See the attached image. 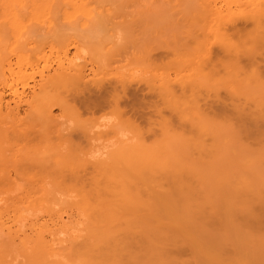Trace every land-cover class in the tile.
<instances>
[{
    "label": "rangeland",
    "instance_id": "1",
    "mask_svg": "<svg viewBox=\"0 0 264 264\" xmlns=\"http://www.w3.org/2000/svg\"><path fill=\"white\" fill-rule=\"evenodd\" d=\"M81 2L86 4L83 5L81 3L82 6H85L83 7L84 11L89 13V16L87 15L82 17L77 13L74 15V17L69 18L70 22L67 21L69 23L68 24L65 20H63L65 19L64 16L66 13V8H63V13L61 10H59V8H55L52 10V12H49L50 14L48 13V15H46L48 18L45 17L44 20L47 19L48 22H52L54 25H60L61 27L62 25L64 27L65 24V28H67L69 25L67 30L62 27V30L58 29L57 33V29H55L56 25L55 27L53 26V29L50 33H48L47 36L50 37L48 39L50 42H48L47 39H44L46 36L44 37L43 35L41 37L43 38L42 40H40V38L37 40V37L40 36L39 34L41 33H37L38 36H35L36 34H34L33 38L32 36L29 38V44L30 40L32 44L28 45L29 47L26 48V52L31 49L27 52L28 54L26 53V56L31 57L32 62L43 54V57L48 59V61L51 62V65L54 67L53 69H55V63L57 60L55 58H57V55H59L58 53L61 52L63 48L67 47L66 49H68L69 58L77 55L74 63L76 62L77 65L80 64L81 66H84L86 76L85 82H89H87L88 85L86 84V89L70 86L67 89L68 92H66L67 90L64 89L65 92H63V90L62 93H55L54 96H59V101L60 99L62 102L66 101L65 104L67 103V111H64V109H66L65 107L63 109V107H60L58 104H56L58 103L56 101V103H51L52 109L49 106L51 110L52 121L49 122L50 119L48 118L43 120V117L35 118V123L38 125L36 126L33 122L32 125L35 128L30 129V133H32L34 136H37L38 134V136L41 137H35L36 139L31 138L33 139L31 141L36 142V140L40 138L39 142H31L33 144L32 145L31 143L24 141L27 143H25L26 147L24 146L22 149L24 143L21 145V147L19 146L23 141L21 142L19 140L20 143L17 141L19 145L17 147V143L13 142L14 140L12 141L10 139V142L13 144L12 145L10 142L6 143V140L4 142V140H1L0 138L1 145L4 142L3 145L6 147L4 148L0 145V152L5 153L7 158L9 157L8 154H10V157H14L11 158L12 160L10 159L11 161L15 159L14 163L17 159V161H19V159L23 158L21 155L25 156V154H31H29L30 156L28 155L29 157L26 156L28 157L26 159L28 162H16L15 164H13V162L11 163V161L9 162V158L6 160V155L4 156V154H1L2 157L0 155V178L5 177L3 178L4 182L2 179H0V200L1 198H4V200L8 198L7 200L11 202L10 203L7 200L4 201L3 199V201L0 202V204H2L0 205V212L2 214L4 213L2 216V221L6 223L7 227H12V232L16 231L15 229L17 228V225L13 224L12 220H14L15 217L18 220L19 218L17 217L23 210L24 215H20V220H23V222L20 220H18V222L20 221L22 225H26V230L29 229L28 226H30V219L31 221L38 220L39 223L46 222V220L48 221L49 217L52 216L53 210H51V208L50 212H48L46 209H49V206L47 208L44 206L45 210L43 211V205L40 204L42 202L39 203L37 200L39 201V199H43L42 196L44 194L49 195L50 191H52L51 189L54 187V184L60 183L61 185L72 186L76 183V181L79 182L81 178L82 179L80 182H82V184L87 185L91 183V180L97 177V173L94 172L95 170L92 168V166H89L87 161H85V156L88 157L87 155L92 149L91 146L94 144L91 140V134L89 135L90 132L88 134L86 133L90 130L93 131V125L96 124L102 115L115 114L119 117L120 124L123 128L130 130L133 135L135 134L134 136L138 135V137L143 138V140H145L144 142L149 147H155L162 141V131L164 132L165 129L167 131L166 133H168V136H171L175 141L172 145L171 151L173 150L177 153V155L179 154L177 157H181V160L179 159L181 162H191V165L195 164L194 166H198V168L202 167L204 173L206 171L208 175L210 172L213 173L214 171V177L218 178H216L217 180L215 179V181L217 182L220 179V183H217L220 186H216L213 183L214 179L212 180L214 177L212 176L210 179L206 176V173L201 176L202 172H199L200 175L197 173L194 177L193 175H190L189 177V175L184 174L183 176L186 178H184V180H186L188 183L187 185L189 186V189L187 188V190L184 192H188L189 194L184 193L183 196L172 194L173 196L169 197L167 194L162 195L158 191H152V197L154 200L153 202L157 205L156 206L154 204V207L160 210H156L154 208L158 214H154L155 212L152 213L149 211H145V214L143 212H140V215L138 214V219L140 218L138 222V224L140 223V228H137V231H133V245L131 243V246H129L122 254H120V258L118 259L121 261L118 260V263L120 264L123 262V264H140L143 262V264H166V262L163 263L160 260L163 258V254V259L166 261L168 260V263L170 262L169 264H216V262L217 264H264L263 252H261L262 255H260V251H264L262 249L264 248V42L261 40V43H258L259 41L255 42L257 37L256 34H259L260 30L263 29L261 28L263 24L261 25L260 30L259 28H256L264 21L260 20L262 17H259L262 16V13H259V15L256 16L253 14L249 16L248 14L245 15V12L242 10V5L247 2L246 0H81ZM207 8L209 10L211 8L212 10L216 8L214 10L222 11L223 14L221 13L220 20L209 16L207 14L208 11L206 12ZM22 13H24V11L19 14ZM1 14L0 28L2 29V25H4V23L6 24L7 22H5V15L1 17ZM28 16L29 14L26 12L21 16L23 17L22 19L24 22L30 18ZM242 16H248L246 18L249 20ZM224 17H226V21L224 20L225 23L222 24L224 22ZM251 18L252 20L254 19V21L250 20ZM255 20H260L261 22L256 24ZM219 21H221V23ZM223 25L224 27H221ZM218 27H220L221 30H219L220 28L218 29ZM255 28L259 31V33L258 31H255ZM118 30L122 31L123 33V43L121 44L116 43ZM215 30H218L220 36L223 35L224 37H222V39L220 38L219 40L222 41L223 39H229V42H231L230 44L227 40L224 41L229 45H232L230 48L232 47L233 49L228 48L230 49V52L225 46H223V41L221 42L218 40L220 42L219 43L217 40H215L217 39L215 35L218 34V32L216 33ZM224 34L227 36V38L224 36ZM32 39H34V43L32 42ZM224 45H226V43H224ZM43 57H39L40 66L43 65ZM52 73L53 72L51 71V74ZM120 77L122 80H125L123 87L116 83L118 80L121 81ZM36 80H38L37 77ZM30 85H33L32 82H30ZM36 88L35 91L38 92V88ZM31 92V90L30 92L29 90L26 91L28 96L31 95ZM3 95L4 101L8 103L12 101V98L8 92L5 91ZM12 105L13 103H10L11 107ZM21 105V108L19 109V118L25 119L24 115L27 114L28 108L26 107L25 103H22ZM196 105L198 108L195 107ZM192 106L194 107L192 108ZM192 110L194 113L196 110H198L197 113L201 112L199 115H201V119H203L204 123H206L205 126L202 122L203 130L205 128L204 132L201 130V132L197 131L198 124L196 123L198 122L197 120L200 118V116L197 120L193 119L196 117H192ZM181 115L187 116L188 118L186 119L188 121L184 120L185 117H182ZM201 119H199V121H202ZM40 121H43V123H40ZM45 121L49 122L50 124L46 123ZM63 122H66V124ZM208 126H213L214 128L217 127L215 128L217 131L215 136L218 139H216L215 142H218L219 144H215L214 139H211L213 134H211V129L209 130ZM39 130H41V132H39ZM206 130L209 131L206 132ZM2 139L4 138L2 137ZM66 139L68 141H65ZM198 141L200 144L204 145L201 146L199 144L202 148L206 147L205 149H207V153H211L210 155H202V152L197 150L198 147H196L195 143H198ZM202 141L203 143H201ZM220 146L222 151L219 148ZM11 147L13 151L11 150ZM7 148H9V150ZM16 148L18 150L19 148L20 150H24L22 152H25V154H21L19 152L20 154L18 155V153H14L18 152V150L16 151ZM6 149L9 152L8 154L6 153ZM213 149H217V153H215V150L213 151ZM10 150L12 153H10ZM27 150L32 152L27 153ZM72 152L73 157L77 154L79 156L80 153L83 154V156L85 155L83 157L80 154L78 160L75 159V157L74 160H77L76 162L74 160L70 161V159H68V164L72 165V169H80L78 166L82 167L80 169L82 172L80 170L78 172L80 176L78 174L75 176L79 180H74L75 177L72 180V176H70L71 174L69 171H67L68 173H65L67 175L64 174L65 177L67 176V179H64V175L62 174L61 175L63 177L60 179V174L57 175L56 169L52 166L54 161L52 162V160L49 158H51L50 156H54V154L57 153L62 154L60 157L62 158V156L64 157L67 153L71 154ZM218 152L221 153V155L223 154V156H216L219 161H215V165V163L212 162L213 159H216L214 158L213 154H218ZM186 155L187 157H185ZM3 157V160H6V163L1 159ZM210 157L212 160H209ZM246 157L249 159V161L245 163L244 160ZM24 158L22 160H25ZM33 159H35V161H41L40 159H42V161L35 162ZM86 160H88V158ZM84 162H86L88 168ZM211 162L213 171H208V169H210L208 166H211ZM62 163L63 160L60 161L61 165H63ZM65 163L66 162H64V164ZM68 164L67 166L65 165L66 168L70 166ZM82 164L85 166V168H83L84 166H82ZM184 164L189 165L190 163ZM244 165H246V168ZM243 167L245 168L244 170ZM71 168L69 167L67 169L70 170ZM77 169H75L76 172L78 171ZM242 171H245V173ZM6 172L9 174L8 177ZM205 177H207V180L210 179L209 182L206 180L207 185H205L208 186V183L212 185V187L214 185L216 191L219 190L221 193L225 192L226 195L228 194L227 199H225V196H219L225 194H219L218 192H215L214 188L212 190H214L215 193L213 191V193H209L210 191L207 190L209 187L207 189L201 187V189H205H203L202 192L199 188L200 185L204 183L203 179H205ZM7 179H10L11 182ZM248 179L250 181L253 180L252 183H254L253 186H249L250 188L248 185L249 183H252L250 181L248 182ZM201 180L203 183L199 184ZM223 180L228 183H224L225 185H228V187L222 185ZM145 181L150 185L153 184L152 179H147ZM242 181L244 184L240 183ZM8 182H10L9 184L11 185H8ZM231 182H234V184ZM138 183H140V181ZM47 185L49 187H46ZM241 185L245 187H242ZM221 186H223L226 191L229 190L231 193L224 191ZM229 186L232 187L230 188ZM212 187L210 186L209 190H211ZM216 187L219 188L216 189ZM35 188L37 191L41 189L42 194H40L42 196L38 195L39 191L37 193H33V191L36 190ZM46 188L48 189V193ZM227 188L229 189L227 190ZM198 189L200 192L197 191ZM195 191H197L198 194ZM31 192L33 194H30ZM191 192L193 193L191 194ZM249 192H254V197L257 195L259 196L257 197L258 199L255 198V201L249 203L251 198L253 199V195ZM196 194L201 195L200 198ZM239 194L241 196H245L246 200L247 197H249L250 201L247 202L248 200L246 201ZM247 194L249 196H246ZM33 195H35L34 198ZM47 195L44 196V199L46 201L49 199L48 203H51V197H48ZM189 195H191V197ZM184 196L185 198H183ZM25 197L27 199L30 197V199L27 201ZM214 197L216 200L213 199L212 201L211 199ZM219 197H221V201ZM238 197H241L242 200L240 198L239 201ZM182 198L185 200H183L184 202H182ZM197 198L199 200H197ZM18 199L21 200H19L21 203L17 201ZM189 199L190 202H188ZM217 199L220 203L217 201ZM230 199L232 200L231 202ZM236 199L238 200V203ZM33 201L35 203L34 206H36V203L38 206H30V203L33 205ZM223 201L224 204L221 205ZM228 201L231 205L228 203ZM16 202L18 204L17 206L16 204H13ZM162 202L164 203L162 204ZM216 202H218L220 205L219 207L217 206L218 204L214 206ZM6 203L13 204V207L9 204L7 205ZM182 203H184V206ZM20 204H23L24 206H21ZM26 204L27 206L29 205L28 208ZM244 204L245 206H243ZM163 205L168 207H164ZM18 206L23 207V209L21 208L22 210L20 209L19 211ZM61 206H59L61 207L59 210H62L61 213L64 212L63 216L65 215V219L66 214H71L73 217L75 216L74 213H71L72 211H70L69 208L65 210V204H62ZM176 206H178L179 209L181 208V210L178 211V207ZM185 206H187V208L189 206V208L187 209ZM30 207H32V209ZM37 208L42 209H39L38 211ZM175 208H177V211ZM17 209L18 211H15ZM195 209L196 211H194ZM171 210L174 214H172ZM189 210H191V213ZM24 211H27V214ZM205 211L208 213H205ZM198 212L201 216L198 214ZM169 213L172 216H168ZM30 214L33 216V218L30 216ZM209 214L211 217H209ZM154 215L157 216L155 217ZM164 215L169 218L166 219ZM173 215L179 218L176 219V217ZM21 216H26L25 219L29 217V219H27L29 223ZM140 216L143 217L142 220ZM195 219H198V221L196 222ZM223 219H225V222L221 224L224 221ZM17 220H14V223H16ZM167 221H170V223H167ZM174 221H178V223L181 221L180 225L178 223L176 224ZM184 223L185 225H183ZM171 224L178 225L179 227L174 225L172 226ZM118 225L119 224H117V226ZM118 227V229H125L124 225V228H121V226ZM151 227L154 229L153 232L155 231L157 233L154 232V234L151 232ZM225 227L228 228L226 229ZM171 229L174 232H172ZM191 229H193V232ZM240 229L241 232L237 231ZM206 230H208V232ZM135 231L137 233L134 234ZM171 232L176 234H172ZM140 233H142L141 236L143 238L145 237L144 234L146 236L149 235L151 239H149V237H147L148 240L146 239L149 242L152 241L154 243L156 239L157 243H154L156 249H159L160 251L163 249L165 250L161 252L159 251L160 253H157L155 252L157 250L152 247L155 249V253L152 251L151 255V253L148 252L153 250L152 248H148L151 243L147 242V244L146 241H144L146 237L144 239L141 238ZM148 233H151V235L153 233V235L151 236ZM207 233H209V237L205 236ZM212 235L213 238L211 239L210 237H212ZM196 236L198 237L196 238ZM202 236L205 238L203 237V239ZM138 238L140 239L138 240ZM158 238L160 241H158ZM189 238L190 240L194 239L195 243H193L194 240L190 241ZM219 238L223 242L220 241ZM213 239H215L214 242ZM205 240L207 241L205 242ZM211 241L213 243H210ZM141 242H143V244H141ZM171 242L172 244H170ZM217 242L219 244H217ZM221 242L222 245L220 246ZM197 245L200 246V248L197 247ZM209 245L211 248L208 247ZM141 249L143 250L141 251ZM208 249H212L210 251L211 253ZM257 250L260 253H258V255H256ZM169 252L173 256H170ZM156 253L158 255L155 257L153 254ZM6 256L9 259L10 255H5L4 261L2 260V256L0 257V261L2 260L3 262H6ZM145 256H147V258ZM208 256L212 259L210 260ZM260 256L262 260H259ZM143 257L145 258L143 259ZM170 258H172V260ZM135 259L136 261L138 260V262L133 261ZM155 259H158L159 262ZM175 260L177 262H173ZM144 261L147 263H144ZM20 262L18 264H20Z\"/></svg>",
    "mask_w": 264,
    "mask_h": 264
},
{
    "label": "bare ground",
    "instance_id": "2",
    "mask_svg": "<svg viewBox=\"0 0 264 264\" xmlns=\"http://www.w3.org/2000/svg\"><path fill=\"white\" fill-rule=\"evenodd\" d=\"M74 1L75 0H25V1L24 0H0V14L2 13L1 14L2 16L1 17H3V15H5L6 21L5 20L4 21L7 22L6 24L4 23V25H2V29L0 28V89H1V92H0V138H1V140H4V142L6 140V143H9L11 140L12 141L14 140L13 142H15V143H17V141H19V140L21 142L23 141L22 143H20V141L18 142V143H20V146L17 143V147L18 146L21 147V145L24 143L23 146H22V149L24 148V146L26 147L25 143H27V142L28 143H31V142L34 143L35 141H31V140L36 139L35 137H41V136H38V134H37V136L36 135L34 136V135H32V133H30V129L35 128L32 125L33 122L36 125L35 118L43 117V120H45V119L48 118V119H50L49 122L52 121L50 107H51V103H56V101L58 102L56 104H58L60 107H63V109L65 107L66 109H64V111H67V107H66L67 106V103L65 104L66 101H63L62 102L61 99L59 101V98H58L59 97L58 96L59 94L57 95L58 97H56V96H54L55 93H57V92H61L62 93V91L64 89L67 90L70 86H76V88L81 87L80 89H86V86L88 85L87 82H89V81L85 82L86 81L85 80L86 76H85L84 66H81L78 63L80 65L79 66V65L76 64V62L74 63V60L77 58V55L69 58V56H68L69 55V52H68V49H66L67 47L66 48H63V49L61 48L62 50H61V52L58 53L59 55L56 54L57 55V58H55V59H57V60H56V63H55V69H53L54 67L51 65V62H49L48 59H46L45 57H43V54L42 53H41L42 56L41 55L39 56V57H43V60H42L43 65L42 66L39 65V59H40L39 57H37L38 59L36 58L32 62L31 61L32 60L31 57H27L26 56V53L29 50H31V49H29L26 52V48L29 47L28 45L32 44L31 43V40H30V44H29V38H31V36L33 38V35L34 34H36L35 36H38L37 33H41V34H39L40 36L37 37V40L39 38H40V40H42L43 38H41V37L43 35L44 37L46 36V38H44V39H47V41L50 42L48 40L50 37H47V36H48V33H50L51 30L53 29V26L55 27L56 24L54 25L52 22H48L47 19L44 20L45 17H47L46 15H48L49 12H52V10H54L55 8H59V10H61L62 13H63L64 9L66 8V13H65V16H64L65 19H63L66 22L67 21L70 22L69 18L74 17V15H76L77 13L80 14L82 17L83 16H87L89 14L86 11H84V8L83 7H85V6H82L83 3L81 2V0H76L75 2ZM246 1L247 2H245L244 5H242V10H243V12H245V15L248 14V16H249V15H252L253 14L254 16H256V15H259V13L260 14L262 13V16H259V17H262V18H260V20H264V18H263V16H264V0H258V1L257 0H250V1L246 0ZM83 5H86V4H83ZM208 8L206 10V12L208 11L207 14L209 16H212L214 19L216 18L217 20H220L222 11H220V10H214L216 8H214L213 10L211 8L209 10ZM224 9H225V7H224ZM23 11H24V13L26 12L27 14H29L28 17H30L26 22H24L23 19H22L23 17H21L24 13L19 14V13H21ZM240 12H241V10H240ZM43 16H44V18H43ZM229 16H232V15H229ZM248 16H242V17L246 18ZM41 18H43V19H41ZM225 18L226 17H224L223 21L225 20ZM246 19L249 20L248 18H246ZM250 20H252V18ZM260 20L259 21H256L255 20V23L256 24H259V22H261ZM225 21L222 24H224ZM252 21H254V19ZM219 22L221 23V21H219ZM220 23H219V25H220ZM256 24H254V25H256ZM262 24L264 26V21L261 24H259L260 26L259 25L258 26L256 25L257 26L256 28H259V30L261 28H263V29L260 30V33L255 28L256 29L255 31H258V33H259V34H256L257 37L255 39V42H258L259 41L258 43H261L260 40L264 42V27L263 26L261 27ZM57 26L58 25H56L55 29H57L56 31L58 33V29L59 30H62L63 25H62V27L60 25L58 26V27H61V28H58ZM65 26L66 25L64 24V27L63 28L67 30V28L69 27V25H68L67 28H65ZM221 27H224V25L221 26ZM219 28L220 27H218V29ZM219 30H221V28ZM70 32H71V30H70ZM217 32H218V34H217L218 36L215 35L214 32L213 33H214V35L217 38L215 40H217V42H219V41H221L219 39L220 38L222 39L223 35L220 36V33H219L218 30L216 31V33ZM214 35H212V36H214ZM224 36H226V35L224 34ZM226 38H227V36H226ZM34 39H32V42H33ZM224 40H227L229 42V39H223L222 41L224 43H226V45H224V43H223V46H225L227 49L230 48V46H232V45H229L231 42H229V44H228ZM51 42H53V41H51ZM228 45H229V47H228ZM230 49H228L229 52H230ZM13 60H14V62H13ZM51 71L53 72L52 74H51ZM36 77L38 78V80H36ZM120 80L121 81L118 80V82H116V83L119 86L123 87L125 80H122L121 77H120ZM30 82H32V84H33L32 86L30 85ZM182 84H183V82H182ZM82 86H84L85 88L82 87ZM36 87L38 88V92L35 91V88ZM27 90H29V92H30V90L32 91L31 92V95L28 96V94L26 93ZM65 90L63 92H65ZM5 91L8 92L9 95L11 96V98H12L11 100L12 101H10V103H13L14 106L12 105V107H11L10 106V103L4 101V95L3 94L5 93ZM71 91H72V89H71ZM66 92H68V90ZM73 92H75V91H73ZM69 93H71V92H69ZM64 94H66V93H64ZM64 94H62V95H64ZM22 103H25L26 107L28 108V112L26 111L27 114L24 115L25 116V119L19 118V116H20L19 115V112H20L19 109L21 108L20 105ZM21 106H23V105H21ZM193 107L194 106H192V108ZM195 107L198 108L197 105ZM51 109H52V107H51ZM197 111L198 110H196L195 113H194L193 110H192L193 113L191 114L192 117L193 116L196 117V118H193L195 120H197L199 116H200L199 119H201V115H199L201 112H198L197 113ZM181 116L182 117H185L184 120H187L186 118H188L187 116H183V115H181ZM199 119L197 120L198 122L196 123V124H198L197 126L199 128V129L197 128V131H200L201 130L202 132H204L205 128L203 130V124L206 126V123H204L203 119H201L202 121H199ZM41 122L43 123V121H40V123ZM49 122H46V123H49ZM202 122H203V124H202ZM31 126H32V128H31ZM215 128H217V127H215ZM215 128L213 126H208V129L209 130L211 129L210 130L211 131V134H213L212 135L213 138L211 137V139H214V143L215 144H219L218 142H215L216 139H218L215 136L216 135V132H217ZM209 130H206V132H208ZM37 131H38V129H37ZM31 132H32V130H31ZM39 132H41V130H39ZM39 132H37V133H39ZM166 132L167 131L165 129H164V132L162 131L163 139L155 147H149V146H147L146 143L144 142L145 140H143V138H141V137H138V135L134 136L135 134L134 135L132 134V137L129 138V141L128 142L120 141L118 139L117 131L114 130V129L113 130H109V131H95V132H93L92 130H90V131H87V133L85 132L86 134H88V133H89V135L91 134L92 143H95L96 141H98L100 139H103L105 141H108V140H111V139H116L117 140V143L119 144V147L115 151H113V152L110 153L109 158L107 160H100V161H95L94 162V161H92L90 159L86 160L88 157H86L84 155L85 158H86L85 161H87V164H89V166L91 165L92 168L95 170L94 172L97 173V177L94 178L93 180H91V183H89L87 185L86 184H82V182H80V180L82 178L79 180L78 178L75 177L78 174L79 170L82 167L81 166H78V167H80V169H77V168L72 169L73 168V167L71 168L72 165L68 164V159H70V161H72L76 157L75 159L78 160V157L80 156L81 153L79 154V156L77 154L74 157H73V152L71 153L72 155L69 154V153H67L64 157L62 156V158H60L61 155H62L60 153L59 154L58 153L57 154H54V156L53 155L50 156L51 158H49V159H51L52 162L54 161L53 163L51 162L52 163V166L56 169L57 175L60 174V176H59L60 179H61V177H63L62 175H64L65 173H68L67 171H69V173L71 174L70 176H72V180L75 177L74 180L75 179L76 180L78 179L79 182L76 181V183L75 184L73 183L74 185H72V186L71 185L70 186L61 185L60 183L54 184L53 189H51L52 191H50V189H49V191H50L49 195L44 194L43 196L41 195L42 194L41 189L38 190L39 192L36 189L37 187H41V186H37L35 188L36 190H34L33 193H37L38 192V195H41L43 199H44V196H46V195L48 197L50 196L51 197V200H50L51 203L50 202L48 203L49 199H47V201L45 199L44 200L43 199H39V201L37 200V202H39V203L42 202L40 204L43 205V208H44V206H45V208H47L49 206L48 207L49 209H46V210H48V212H50V209L52 208L51 210H53L52 211L53 214L50 217L48 216L49 217V220L48 221L46 220V222H43V223H39L38 220H34V221L32 220L31 221V219H30L29 220L30 221V226H28L29 229H27V230L25 229L26 225H22L21 224V222H23V220L22 221L20 220L21 219L20 218V215L23 214V210H22L23 207H19L18 206L19 211L22 208L21 209L22 210L21 214H19V216L17 217V218H19L18 220L21 221V222L19 221L20 224H19L18 220L16 219V217H15L14 220H17L16 223H18L19 225L16 224V223H14V220H12L13 221V224L17 225L16 226L17 228L15 229L16 231H13V232L11 231V228L12 227H9V226L7 227L6 226V223L4 221H2V216L4 215V213L2 214L0 212V257L2 256L3 257L2 260L4 261V256L5 255H10V257L8 256L9 259L6 256V259H7L8 262L7 261L6 262H3L1 260L2 262L0 261V264H16V263L18 264L20 261H21L20 264H119L118 263V260H120V259H118V258H120V254H122L129 246H131V243L134 242V240H133V231L134 230L137 231V228H140V226H139L140 223L138 224L139 219H140V218L138 219V216L140 215L139 213L140 212H143L144 213L145 211L146 212L149 211V212H152V213L155 212L154 214H158L156 212V210L158 208L156 209V207H154V204L155 203L153 202L154 200H153V197H152V194H153L152 191H158L162 195L167 194V196H169V197L170 196L172 197L175 194L176 195H182L183 196L184 193H185L184 191H186L187 188L189 189V186L187 185L188 183L186 182V180H184L185 176H183V175L184 174H187V175H189V177H190V175H193V177H194L197 173L200 175L199 172H202L201 173L202 174L201 176H203V174L206 173V176L211 179L212 176L213 177L215 176V175H213V174H215V172L213 171L212 162L215 163V161L216 162L219 161V159H217V157H216L217 155L218 156H221V157L223 156V154L221 155V153L218 152V154H213L214 158H216L215 160L214 159L212 160L211 157H210L209 160H212V162H211V166L210 165H209L210 167L208 166V168H210V169H208V171L212 170L213 173L210 172L209 175H208V173L206 171L204 173L203 168L201 166L200 167L202 168V170H201V168H198V166L197 167L194 166L195 164L194 165H191V162H185V161H182L181 162L180 161L181 160L180 159L181 157L180 158L177 157L179 154L177 155L176 152H174L173 150L171 151L172 145H173V143L175 141H174V139L171 136H168V133H166ZM219 132H221V131H219ZM44 133H46V132H44ZM110 135H111V137H110ZM2 137L4 139H2ZM31 138H33V139H31ZM39 139H37L38 141L36 140L35 143L39 142ZM1 140H0V145H1ZM24 141H27V142H24ZM65 141H68V140L66 139ZM93 141H95V142H93ZM4 142H3V144H4ZM201 143H203V141ZM3 144L1 145L2 147H4ZM195 144H196V147H198L197 150H199V152H202V155H206L207 156V155H210L211 154V153H207V151H206L207 149H205L206 147H204V148L201 147V146H204V145L200 144L199 141H198V143H195ZM217 146H219V145H217ZM92 147H93V145L91 146V148ZM4 148H6V147H4ZM27 148H28V146H27ZM219 148L221 150V146ZM7 149L9 150V148H7ZM22 149L20 150V148H19V150H20L19 151L16 148V151L18 150V152H14V153H18V155L20 153L21 154L22 153L25 154V152H22V151H24ZM8 150H7V152L5 151L7 154L9 153ZM11 150H12V147H11ZM214 150L215 149H213V151ZM223 150H224V148H223ZM3 151H4V149H3ZM12 151L10 153H12ZM216 151H217V149L215 150V153H217ZM29 152H32V151H28L27 150V153H29ZM208 152H209V150H208ZM1 154H4V156L6 155L3 152H0V155ZM29 154H25V156L24 155H21V157L22 156H23V158L25 157L24 158L25 160H22L23 159L22 158V159H19V161H17L18 160L17 159L16 162L17 163L18 162H21V163L23 162L24 163V161L26 162L27 161L26 159L31 155V154L30 155ZM81 155L83 156V154H81ZM183 155H185V154H183ZM8 156H9L8 157L9 158L8 161L10 162L12 160L11 158H14V157H10V154H8ZM26 156H28V157H26ZM1 157H2V155H1ZM21 157H19V158H21ZM36 157H35V159H36ZM185 157H187V155ZM5 158H6V160L8 159L7 158V155L5 156ZM39 158H41V157H39ZM46 158H47V156H46ZM64 158H65V161H64ZM1 159L3 160L4 157L1 158ZM35 159H33V160L35 161ZM60 159L63 160V163H62L63 165L60 164V161H62ZM6 160L5 161L3 160V162L6 163ZM14 160L11 161V163L13 162V164H15L16 162L14 163ZM20 160H22V161H20ZM40 160L42 161V159H40ZM38 161H35V162H38ZM41 161H39V162H41ZM244 161L246 163L247 161H249V159L246 157ZM64 162H66L68 165H70V166L67 167V168L70 167L71 168L70 170L66 168L67 164L66 163L64 164ZM81 162H83V161H81ZM84 163H85V165L87 167L86 162H84ZM184 163H190V164L188 165V164H184ZM73 164L75 165L74 162H73ZM192 164H193V162H192ZM215 165H216V163H215ZM82 166H84V165L82 164ZM244 166L246 168V165H244ZM83 168H85V166ZM245 168L243 167V170ZM75 169H77L78 171L76 172ZM198 169H200L201 171L198 170ZM204 169H205V167H204ZM242 172L245 173V171H242ZM65 175H67V174H65ZM65 175H64V179H67L66 178L67 176L65 177ZM8 176H9V174L7 175V177ZM207 177H205V179H203L204 183L202 182V180L200 181V183L198 182L199 184L203 183L202 185H200V188H199L201 191L204 188L207 189L208 187L210 188V186L212 187V185H210L209 183H208V186H206L207 185L206 184V180H207L206 178ZM246 177H247V175H246ZM3 178H5V177H3ZM3 178L1 177L0 179H2V181H3ZM216 178L214 177V178H212V180L214 179L213 183H214V185L217 186V185H219L217 183H220V179H219V181L216 182L215 181ZM64 179H63V181H64ZM147 179H149V180L152 179L153 184L152 185L148 184L145 181ZM210 179H208L207 182H209ZM245 180H246V178H245ZM5 181H6V179H5ZM8 181H10V179ZM139 181H140V183H138ZM249 181L250 180L248 179V182ZM252 181L253 180H251L250 182L252 183ZM10 182H8V185H11V184H9ZM69 182H70V180H69ZM215 182H216V184H215ZM222 182L221 183L224 186L225 185L224 183H226V182L224 180ZM227 182H229V181H227ZM231 183L234 184V182H231ZM240 183L242 184L243 181L240 182ZM226 184H228V183H226ZM253 184L254 183H252V184L249 183L248 187L251 186V185L253 186ZM214 185L211 188V190H209V188L207 189L208 191H210L209 193H213L214 192V190H215V188H214L215 186ZM229 185H232V184H229ZM223 186H221V187L223 188ZM225 186L228 187V185H225ZM245 186H246V184H245ZM245 186H242V187H245ZM46 187H49V186L47 185ZM201 187H204V188L201 189ZM213 188H214V190H212ZM218 188L219 187H216V189H218ZM199 189L197 191H199ZM228 189L229 188H227V190ZM244 190H245V188H244ZM197 191H195V192L198 194ZM224 191H226V189H224ZM193 192H194V190H193ZM193 192H191V194ZM215 192H218L219 194H223V193L225 194V192L221 193L219 190L218 191L215 190ZM226 192L228 193L230 191L228 190ZM254 192H252V193L249 192L250 194L253 195V199L251 198V201L249 200V197H247V200H248L247 201L246 198H245V196H243V195L241 196L240 194L239 195L241 197H243L247 202L250 201L249 203H251L252 201H255V198L259 197L256 194H255L256 196L254 197V194H253ZM33 193L31 192L30 194H33ZM45 193H46V191H45ZM47 193H48V189H47ZM186 193H188V192H186ZM209 193H208V195H209ZM237 193H238V191H237ZM1 194H3V193H1ZM243 194H244V192H243ZM213 195H215V194H213ZM216 195H217V193H216ZM34 196L35 195H33V198H34ZM36 196H37V194H36ZM41 196H40V198H41ZM189 196L191 197V195H189ZM197 196L200 198L201 195H197ZM219 196H222V197L225 196L226 197L225 199H227L228 194L227 195L226 194L225 195H219ZM236 196H237V194H236ZM246 196H249V195L247 194ZM26 197H25V199L28 201V199H30V197H28V199ZM229 197H232V196H229ZM241 197H238L239 198V201H240V198ZM183 198H185V196ZM183 198L181 199L182 202L185 201ZM217 198H218V196H217ZM220 198L221 197H219V199ZM2 199L4 200V198H1L0 202L3 201ZM7 199H5V200H7ZM201 199H203V198H201ZM213 199L216 200L215 197L212 198L211 200L213 201ZM19 200L20 199H18L17 201L20 202L21 200L20 201ZM197 200H199V199L197 198ZM221 200L222 199H220V201ZM241 200H242V198H241ZM217 201L219 202L218 199H217ZM231 201L232 200L230 199V202ZM8 202H10V201H8ZM164 202H165V200H164ZM164 202H162V204ZM188 202H190V199L188 200ZM218 202H216V204H214V206L217 205ZM25 203H26V201H25ZM44 203H46V204H44ZM228 203H229V201H228ZM237 203H238V200H237ZM6 204L8 205L9 203H6ZM13 204H16V206L18 205L17 202L16 203H13ZM13 204H9V205L12 206ZM27 204H26V206H27ZM62 204L63 205L64 204L66 205V207H64L65 210L69 208L70 211H72L71 213H74L75 216L73 217L71 214L68 215V214L65 213L66 214V219H65L64 218L65 215L63 216L64 212L61 213L62 210H59V209H61V207H63V206H61ZM182 204L184 206V203H182ZM223 204H224V201L221 203V205H223ZM0 205H2V204H0ZM20 205L22 206L23 204H20ZM34 205H35L34 201H33V205H32V203H30V206H32V207ZM232 205H233V203H232ZM247 205H249V204H247ZM36 206H38L37 203H36ZM36 206H34V207H36ZM59 206H61V207H59ZM183 206H182V208H183ZM189 206H188V208H189ZM217 206L219 207L220 205L218 204ZM236 206H238V205H236ZM243 206H245V204ZM28 207H29V205L27 206V208ZM32 207H30V208L32 209ZM39 207H42V206H39ZM166 207H168V206H166ZM176 207H178V206H176ZM225 207H226V204H225ZM246 207H248V206H246ZM27 208H25V209H27ZM45 208L43 209V211L45 210ZM55 208H56V210H55ZM154 208L156 210H154ZM185 208H187V206H185ZM4 209H5V207H4ZM39 209H42V208H39ZM39 209L37 208L38 211H39ZM184 209H182V210H184ZM219 209H221V208H219ZM10 210H12V209H10ZM65 210H63V211H65ZM152 210H154V211H152ZM158 210H160V209H158ZM175 210L177 211V208H175ZM179 210H181V208L179 209V207H178V211ZM242 210H244V209H242ZM15 211H18V209L15 210ZM29 211H31V210H29ZM189 211L191 213V210H189ZM194 211H196V209ZM219 211H221V210H219ZM163 212H164V210H163ZM192 212H193V210H192ZM159 213H160V211H159ZM205 213H208V212L205 211ZM215 213H217V212H215ZM35 214H36V210H35ZM172 214H174L173 211H172ZM178 214H179V212H178ZM187 214H188V212H187ZM198 214H199V212H198ZM170 215L171 214L169 213L168 216H170ZM199 215H198V217H199ZM219 215H221V214H219ZM244 215H246V214H244ZM30 216H31V214H30ZM173 216H175V215H173ZM205 216H206V214H205ZM21 217H23V216H21ZM31 217L33 218V216H31ZM140 217H141V220H142L143 217L142 216H140ZM148 217H149V214H148ZM158 217H159V215H158ZM165 217H166V219L169 218L167 216H165ZM175 217H176V219L179 218V217L177 218V216H175ZM209 217H211L210 214H209ZM23 218L25 219L26 216H24ZM37 218H38V216H37ZM170 218L173 219L172 217H170ZM193 218H195V217H193ZM27 219H29V217ZM27 219H25V220L27 221ZM200 219H201V217H200ZM223 220L224 221L221 224H223L225 222V219H223ZM29 221H27V222L29 223ZM160 221H162V220H160ZM170 221H167V223L168 222L170 223ZM197 221H198V219L196 220V222ZM120 222H122V223H120ZM174 222L176 224L178 223V221L177 222L174 221ZM180 222L178 223L179 225H180ZM149 223H151V222H149ZM185 223L183 225H185ZM201 223H202V220H201ZM23 224H25V223H23ZM117 224H119L118 226H121V228L124 225L125 226V229H118L119 227L117 226ZM174 226L179 227L178 225H174ZM228 227H225V228L227 229ZM233 227H234V225H233ZM173 228H176V227H173ZM194 229H196V228H194ZM222 229H223V227H222ZM153 230L154 229L152 228V231L151 232H153ZM192 230L193 229H191V231ZM136 231L134 232V234L137 233ZM141 231H142V229H141ZM156 231H157V229H156ZM206 231L208 232V230H206ZM237 231H240L241 232V229L240 230H237ZM172 232H174V231L172 230ZM153 233H152V235H153ZM155 233H157V232H155ZM141 234L142 233H140V236H141ZM148 234L151 235V233H148ZM168 234H169V232H168ZM172 234H176V233H172ZM185 234H187V233H185ZM208 234L209 233H207V235H205V236H208ZM144 236L146 237V238L144 237L145 238L144 241H146V243L147 242L148 243H151L148 248L149 249H151L152 247L155 248L156 246L154 245V243L156 242V239H155V241L153 243L152 241H150V242L147 241L148 240L147 237H149V239H151L149 235L146 236L144 234ZM135 237H134V239H135ZM197 237L198 236H196V238ZM203 237L204 236H202V238ZM141 238H143V237L141 236ZM174 238H176V237H174ZM210 238L212 239L213 238V235ZM139 239L140 238H138V240ZM161 239H163V238H161ZM189 240H190V238H189ZM193 240H190V241H193ZM214 240L215 239H213V242H214ZM158 241H160L159 238H158ZM206 241L207 240H205V242ZM220 241H222V240L220 239ZM213 242L211 241L210 243H213ZM218 242H219V240H218ZM218 242H217V244H219ZM222 242H221L220 246L222 245ZM152 243H153V245H152ZM160 243H158V244H160ZM193 243H195V240H194ZM199 243H201V242H199ZM141 244H143V242H141ZM170 244H172V242ZM215 244H216V242H215ZM132 245H133V243H132ZM210 245H212V244H210ZM210 245L208 247H210ZM160 246H163V245H160ZM195 246H196V244H195ZM197 247L200 248V246H198V245H197ZM154 248H152L153 250L148 251V252L151 253V255H152V251L154 252L155 249H156V248L155 249ZM193 248H195V247H193ZM219 248H221V247H219ZM223 249H224V247H223ZM262 249L264 250V248H262ZM142 250L143 249H141V251ZM156 250L157 251H155V252L160 253L161 251H163L165 249H163L161 251L159 249H156ZM208 250H209V252L211 251L210 249H208ZM259 250H261V249H259ZM145 252H147V251H145ZM261 252H263V255H264V251H260V253ZM157 253L156 254H153V255L156 257V255H158ZM169 253H168V255H169ZM258 253L259 252L257 250V254L256 255H258ZM198 254H199V252H198ZM260 255H262V253ZM162 256L164 258V255L163 254H162ZM170 256H173V255H171V253H170ZM145 257L147 258V256H145ZM145 257H143V259ZM163 258L160 259L161 262H163V263L166 262V264H167L168 263V260L166 261ZM208 258H210V260L212 259L209 256H208ZM148 259H147V261H148ZM170 259L172 260V258H170ZM176 260L173 261V262H177ZM248 260H249V258H248ZM259 260H262L261 259V256H260V259ZM133 261H136V259L133 260ZM156 261H158V259ZM256 261H258V260H256ZM136 262H138V260ZM144 263H147V262L144 261ZM209 263H211V262H209ZM120 264H123V262L120 263ZM140 264H143V262L140 263ZM216 264H217V262H216ZM218 264H220V263H218ZM252 264H255V263H252Z\"/></svg>",
    "mask_w": 264,
    "mask_h": 264
},
{
    "label": "clouds",
    "instance_id": "3",
    "mask_svg": "<svg viewBox=\"0 0 264 264\" xmlns=\"http://www.w3.org/2000/svg\"><path fill=\"white\" fill-rule=\"evenodd\" d=\"M116 43H123V33L118 30V36L116 38ZM66 124V122H63ZM116 130L118 139L120 141L128 142L129 138L132 136L130 130L125 129L120 124L119 117L115 114L102 115L100 119L93 126V132L95 131H109ZM119 147L116 139H111L105 141L100 139L93 144L92 149L88 153V159L92 161L107 160L111 152L115 151Z\"/></svg>",
    "mask_w": 264,
    "mask_h": 264
}]
</instances>
